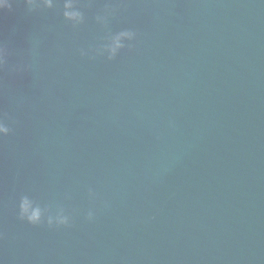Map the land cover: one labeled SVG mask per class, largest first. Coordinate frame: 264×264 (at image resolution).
<instances>
[{
    "label": "water",
    "instance_id": "obj_1",
    "mask_svg": "<svg viewBox=\"0 0 264 264\" xmlns=\"http://www.w3.org/2000/svg\"><path fill=\"white\" fill-rule=\"evenodd\" d=\"M74 2L0 11V264H264V0Z\"/></svg>",
    "mask_w": 264,
    "mask_h": 264
},
{
    "label": "clouds",
    "instance_id": "obj_2",
    "mask_svg": "<svg viewBox=\"0 0 264 264\" xmlns=\"http://www.w3.org/2000/svg\"><path fill=\"white\" fill-rule=\"evenodd\" d=\"M24 4L29 12L57 7L56 0H24ZM11 6L10 0H0V11L9 9ZM113 13L114 10H109L106 6L103 14L96 15V20L98 22L106 21L109 15ZM62 16L65 21L69 22L74 27L85 21L84 12L80 10L74 0H64ZM134 35L135 33L131 30H123L113 36L107 47V51L110 54L109 59L114 58L119 51L125 47L122 41L126 39L131 40ZM8 55L7 48L3 44H0V68H3L7 63ZM17 70L19 69L13 68V71ZM11 130L12 129L5 123V119H0V136L4 137L9 135ZM19 216L21 220H26L31 225H40L42 223L40 210L38 208H33L31 202L27 198H22L19 203ZM87 218L91 221L94 218V213L89 211ZM47 225L49 227L53 225L56 227L70 226V217L64 215L62 212L57 213L55 218L51 216L48 217Z\"/></svg>",
    "mask_w": 264,
    "mask_h": 264
}]
</instances>
